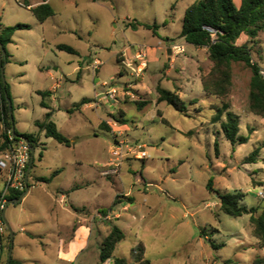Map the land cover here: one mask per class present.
<instances>
[{
	"label": "rangeland",
	"instance_id": "374dc122",
	"mask_svg": "<svg viewBox=\"0 0 264 264\" xmlns=\"http://www.w3.org/2000/svg\"><path fill=\"white\" fill-rule=\"evenodd\" d=\"M24 1L0 0V26L30 25L14 32L2 64L13 126L19 133L39 137L32 172L64 186L74 177L82 181L80 177L88 176L90 187L77 198L91 200L98 192L102 208L119 214L112 222L124 238L116 244L111 260L124 257L127 264H136L132 250L138 243L144 245V256L152 264H224L228 258L236 264H252L254 257L264 256L249 214H226L218 196L240 192V204L257 207L256 215L264 208V197L258 195V191L264 194V117L248 109L250 67L233 62L229 111L238 116L239 134L248 140L233 145L225 138L221 123L226 112L219 111V100L203 90L196 74L199 61L204 68L210 67L207 49H197L179 36L185 9L196 0H52L54 15L44 22L36 19ZM240 2L233 0L236 6ZM132 21L157 24L156 34L143 25L133 29ZM159 41L158 60L149 64L147 57L143 73L136 74V63L126 66L138 47L145 46L147 52ZM60 43L76 52L59 49ZM237 43H246L252 62L264 69V31L253 41L243 34ZM176 44L181 51L172 48ZM167 48L172 54L168 55ZM168 57L172 67L166 72ZM94 59L100 63L88 67ZM129 83H136L137 90L125 92ZM158 84L171 91L179 89L186 111L166 101L156 102ZM109 87L116 90L114 99L106 95ZM36 90L52 92L43 97ZM82 99L92 105L83 103L74 109ZM136 100L146 103L139 106ZM107 108L124 112V123L115 137L96 126L99 117H107ZM48 110L70 145L46 136L35 125ZM117 142L123 143L122 153L143 144L146 155L138 158L136 150L129 152L121 158L117 173L100 175L103 162L114 160L111 153ZM256 147V162H245ZM57 169L59 175L51 176ZM209 178L212 190L207 188ZM29 184L28 191L34 190L31 179ZM119 193L125 195H119V202L127 195L133 202L112 205ZM90 203L94 208V202ZM14 206L8 204L6 212ZM94 232L79 264H102L101 237Z\"/></svg>",
	"mask_w": 264,
	"mask_h": 264
},
{
	"label": "trees",
	"instance_id": "16d2710c",
	"mask_svg": "<svg viewBox=\"0 0 264 264\" xmlns=\"http://www.w3.org/2000/svg\"><path fill=\"white\" fill-rule=\"evenodd\" d=\"M28 6L27 1L23 3ZM36 19L43 22L47 17L54 14V10L50 4L43 2L36 6L30 7ZM133 29L143 25L151 29L156 34L157 24L140 23L132 21L129 23ZM210 27L214 30L211 32L206 29ZM27 23L18 22L14 25L0 27V43L5 47L12 41V36L17 29H29ZM264 31V0H241L240 5L236 6L233 0H196L185 9L182 28L179 36L183 37L188 43H192L197 47H205L207 49V59L210 61L208 69L204 66L199 67L200 81L203 90L214 95L220 102V112H226L225 120L222 121L221 127L226 139L231 141L233 145L236 143H244L248 140V136L239 134L238 116L229 111L230 99L229 94L232 86L233 62H243L251 69L248 92V109L251 113L264 117V77L259 73V65L251 61V50L246 43H237L242 34L247 35L251 41L257 38L259 32ZM59 49L75 53L76 49L70 45L60 43L57 45ZM1 54V51H0ZM8 53L2 58L1 64L7 61ZM120 73H122L120 71ZM157 102L166 101L175 109L185 112L187 109L186 101L175 91H171L156 86ZM43 97L49 92L47 90H38ZM10 97L9 89L6 83L2 81L0 76V151L5 148L8 137L7 132L10 130L29 140V144L35 148L38 145L39 138L33 133H19L13 126V120H10L8 112V101ZM82 99L75 105V109L80 104L86 102ZM139 106L146 103V100H136ZM41 105L45 106L44 101ZM51 111H47L42 121L36 120L35 125L40 130H44L45 135L53 137L58 142L70 145V140L61 133L56 124L50 119ZM104 125V123L102 124ZM259 148L256 147L244 159L245 162H256ZM32 158V154H31ZM30 164V163H29ZM32 164V162H31ZM54 172L51 173V176ZM37 181H49L50 177L39 176ZM27 186L31 185L27 181ZM207 188L213 189L212 178L208 179ZM22 191H12L9 199L17 198ZM240 192L218 193L220 198V208L223 212L233 217L249 214V222L252 226V233L258 239L261 247H264V208L256 215L257 207H247L240 204L242 198ZM132 202L133 198L127 196ZM119 194L115 196L112 205H115ZM111 208V207H110ZM104 210L102 211V213ZM124 238V232L116 224L110 222V231L103 238L100 246L99 260L104 262L113 257V251L116 244ZM220 245V244H219ZM219 245H214L218 247ZM144 245L138 243L136 248L132 250V257L136 264H152V262L144 256ZM19 261L9 258V264H18ZM112 264H127L124 257L113 258ZM224 264H236L233 258H228ZM252 264H264V256L258 255L254 257Z\"/></svg>",
	"mask_w": 264,
	"mask_h": 264
},
{
	"label": "crops",
	"instance_id": "0c3cea01",
	"mask_svg": "<svg viewBox=\"0 0 264 264\" xmlns=\"http://www.w3.org/2000/svg\"><path fill=\"white\" fill-rule=\"evenodd\" d=\"M43 2L50 4L51 7L53 6L52 0H38L34 3H29L27 1L28 6L26 7L31 11L30 7L36 6ZM158 44L159 45L155 47L147 49L149 64L158 60L157 49L160 46V41ZM198 48L199 47H197V49ZM122 55L124 57L121 58L123 61L125 59V54L122 53ZM132 56L133 55H130V59ZM171 60L172 58L168 57V60L165 64L166 72H169L172 67ZM91 65L92 63H90L88 67ZM201 65V62L199 61L196 67V74L199 80V67ZM129 90H137V84L129 83L126 85L125 92ZM47 91L49 92L47 95L52 92V90ZM176 91L180 95V90L177 89ZM82 104H80L76 109H80ZM84 104H86V106L92 105V103L86 102H84ZM46 106L47 105L45 103L44 107ZM106 114V118L99 117L100 120L96 126L98 128L111 131L115 137L118 135L115 133L116 129L122 123H124V118L122 117L124 112L123 110L114 112L113 110L107 108ZM103 123L104 125H102ZM120 133L121 130H119V134ZM38 142H40V140ZM41 156L42 153H40V157ZM114 167L115 165H113L112 159L108 158L103 162L102 166H100L99 174L106 176L114 174ZM33 168L34 158L32 155V164L29 170L27 181L29 182V179H31V182H34V184H32L35 185L34 190L28 191L27 189L26 193L22 196L21 201L16 203L17 206L11 208L9 213L6 212V209L2 213V217L4 216L5 220L9 223L12 236L7 229V233L1 237L0 264L9 263L10 257H13V259L19 261L18 264H79V258L89 247L91 237L93 233H95L94 231L96 230V234L100 235L102 242L103 238L110 231V222L113 221L114 217L117 219L116 216H119V214L113 215V212L108 210L109 208L107 210L102 208V205L97 201V197L99 195L98 192H95L91 200L86 199L80 201L77 198L79 197L78 193L81 190L89 189L90 182L92 180L88 176L80 177L82 181H78L76 177H74L73 181L69 185L64 186L59 182L53 183L51 181H37L36 178L41 175H38L35 171L32 172ZM52 172H54L52 176L57 177L59 175L58 169ZM0 175L3 177L4 185L5 174L0 172ZM3 185L0 186V189L3 187ZM119 195L123 197L125 196L121 193H119ZM91 201H93L95 204L94 208L90 207ZM122 201H129V199L127 197L120 202ZM103 210L104 212L102 213ZM112 261L113 260L110 258L101 263L112 264Z\"/></svg>",
	"mask_w": 264,
	"mask_h": 264
},
{
	"label": "built area",
	"instance_id": "2783aa9c",
	"mask_svg": "<svg viewBox=\"0 0 264 264\" xmlns=\"http://www.w3.org/2000/svg\"><path fill=\"white\" fill-rule=\"evenodd\" d=\"M207 30L214 32V30L210 27L205 26ZM173 49H178L181 51L180 45L172 46ZM252 61V60H251ZM99 60L94 59L93 64H99ZM136 63V74H141L146 65H147V52L145 46H140L135 50L134 55L132 58L126 62V66L131 67ZM134 69V68H133ZM259 73L264 77V69L259 67ZM116 90L114 88L109 87L106 95L109 98H115ZM7 143L4 149L0 151V172L5 174V182L3 187L0 189V253H1V237L7 233V228L2 217L3 211L6 209L9 201V194L12 191H23L27 186L26 181V170L29 166L30 159H31V150L30 144L24 139L22 136H15L12 131L7 132ZM122 142H117L116 146L113 147L112 155L115 156L114 160L112 159L113 165V172L117 171V166H119V162L121 158L129 153L136 150L134 156L136 157H144L146 155L145 150H142L143 144L136 145V148H128V150L122 153L121 146ZM126 147V146H125ZM258 195L260 197H264V194L261 191H258Z\"/></svg>",
	"mask_w": 264,
	"mask_h": 264
},
{
	"label": "water",
	"instance_id": "95a60500",
	"mask_svg": "<svg viewBox=\"0 0 264 264\" xmlns=\"http://www.w3.org/2000/svg\"><path fill=\"white\" fill-rule=\"evenodd\" d=\"M0 51H1V54H0V76L2 78L3 77V66L1 64V60H2L3 57L6 56V49L1 43H0ZM167 53H168V55L171 54V48L167 49ZM7 101H8V112H9V115H10V120L12 121L13 118L11 116V101H10V98H7ZM13 134L15 136H21L19 134H16L15 132H13ZM24 139L29 143V140L27 138L24 137ZM30 150H31V153L33 154V152H34V146L33 145H30ZM31 162H32V158L30 159V164H29V166L27 167V170H26V178H25L26 181H27V177H28V174H29V170L31 168ZM26 191H27V188L25 190H23L22 193L17 198L9 199L8 204H16L17 202H20L22 196L26 193ZM3 219H4V222H5V225H6L7 229L9 230V232H10V234L12 236V232H11V228L9 226V223L5 220L4 216H3ZM9 257H10V253H9ZM7 264H9V263H7Z\"/></svg>",
	"mask_w": 264,
	"mask_h": 264
}]
</instances>
